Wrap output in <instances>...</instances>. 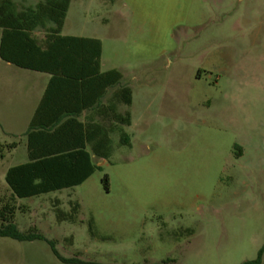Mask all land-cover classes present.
<instances>
[{
    "label": "rangeland",
    "instance_id": "obj_1",
    "mask_svg": "<svg viewBox=\"0 0 264 264\" xmlns=\"http://www.w3.org/2000/svg\"><path fill=\"white\" fill-rule=\"evenodd\" d=\"M62 34L100 40L103 71L123 75L132 104L118 111L130 115L123 131L131 147L115 132L109 163L96 159L81 186L19 200V231L36 229L62 257L98 264L257 260L264 0H74ZM27 131L0 121L1 195L8 169L27 161ZM69 202L80 204L78 220L59 223L55 212ZM0 264L64 263L45 241L0 239Z\"/></svg>",
    "mask_w": 264,
    "mask_h": 264
},
{
    "label": "trees",
    "instance_id": "obj_2",
    "mask_svg": "<svg viewBox=\"0 0 264 264\" xmlns=\"http://www.w3.org/2000/svg\"><path fill=\"white\" fill-rule=\"evenodd\" d=\"M71 1L42 0L35 8L17 15L3 12L16 6L14 0L0 2L1 60L21 69L50 75L49 91L56 86L79 87L82 92L81 106L72 107V110L66 106L63 111L66 117L57 118L56 125L38 126L33 122L29 126L27 162L8 169L5 176L8 193L0 194V239L45 241L64 264H98L77 258L66 259L58 253L55 242L45 240L36 229L22 233L16 224V215L22 210L19 200L79 187L99 168L96 159L109 163L113 133L119 134L120 145L131 147L123 131V127L130 126V115L118 111L120 106H131V89L121 86L123 75L120 71H103L100 40L62 34ZM47 24L53 27L47 29ZM7 27L14 32L9 33L11 36L7 35ZM110 90L113 92L104 104ZM83 111L95 112L97 118L81 123L78 118ZM38 114L40 110H37ZM104 183L108 184L107 178ZM69 206L67 212L56 210L59 223L77 222L80 204L69 202ZM89 227L91 230L92 222ZM184 232L192 234L190 230ZM263 251L257 260L243 264H261ZM173 263L167 260L160 264Z\"/></svg>",
    "mask_w": 264,
    "mask_h": 264
},
{
    "label": "crops",
    "instance_id": "obj_3",
    "mask_svg": "<svg viewBox=\"0 0 264 264\" xmlns=\"http://www.w3.org/2000/svg\"><path fill=\"white\" fill-rule=\"evenodd\" d=\"M1 1L2 0H0V2ZM41 1L42 0H14L16 6L3 12L14 13L15 15H17L27 11L30 8H35ZM73 1L74 0L71 1L69 10L67 12L65 24L68 20ZM52 27V24L46 25L47 29H50ZM6 30L8 31V36H11V34L9 33H14L11 32L12 30L10 27H7ZM2 33L3 31L0 28V43L2 40ZM64 36L85 37L82 35ZM38 75H44L46 76V78L42 80L41 78H38ZM18 78L22 80V82L16 84ZM51 78L52 77L48 74L36 73L33 71L18 68L9 62L2 61L0 58V106H2V108H0L1 124L4 126L24 125L28 126V128L33 122L34 125L38 126L56 125V123L54 122H56L57 118H61L62 116L66 117L65 113H63L66 106H68L70 109L72 107L81 106V88L76 87L73 89L68 87L53 86L49 91L48 85ZM4 79H9L12 86L7 87L4 84ZM33 84H36L37 86H32ZM74 98L78 99V101ZM4 102H6L7 104L6 110L5 108H3ZM37 110H40V114H38V116L36 115ZM89 113H91V115L93 116L92 113L94 112L83 111V113L78 118V121H80L81 123H86V121L89 119ZM92 116H90L91 119H94ZM26 162L20 163L18 165L25 164Z\"/></svg>",
    "mask_w": 264,
    "mask_h": 264
}]
</instances>
